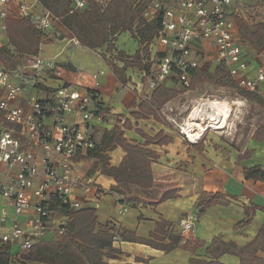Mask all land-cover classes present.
<instances>
[{
    "label": "crops",
    "instance_id": "1",
    "mask_svg": "<svg viewBox=\"0 0 264 264\" xmlns=\"http://www.w3.org/2000/svg\"><path fill=\"white\" fill-rule=\"evenodd\" d=\"M71 1L74 8L75 0ZM86 8L88 5L79 10ZM230 10L234 12L233 19L237 35L243 42V53L252 62L251 69L254 72L261 53L257 52L250 43L242 40L238 21L251 27L259 24L264 26L263 0H232ZM10 20L13 19L10 18ZM45 33L50 36L53 43L46 46L48 48L47 57L38 56L44 59L45 63L50 64V67L40 74H35L23 67V57L27 56L18 59L19 67L14 73L19 76L14 79V82L21 83L25 87L18 105L25 107L32 97L38 99L51 97L63 85L70 86L80 93H87L93 87V75L101 73L102 102L106 112L105 122L102 124L91 122L87 125V133L92 137L96 146L101 143L104 131H113L117 126L123 129V124L127 120L132 125V130H125V138L130 144L140 146L145 144V139L136 132L137 129L151 137L162 132L164 136L171 139L168 144H152L146 147L157 155V158L151 162L154 186L149 191L139 192L135 189L122 188L116 190V182L112 177L101 173L100 162L97 159L88 157L87 153H79L73 158L77 172L91 185L100 189L98 193L93 192L87 196L81 192L76 195V199L84 204L82 209L90 208L96 211L97 230L109 229L116 236L119 233L122 235L124 232H129L139 239H148L161 221L172 224V231L177 234H180L179 224L182 220H191L195 223L194 232L188 236H182L192 248L195 247L193 251L175 249L165 253L146 245L124 242L120 237L114 241L113 246L122 254L118 255L116 260L105 259L108 264L212 262L213 259L208 255L207 249L216 238L240 249L245 248L256 238L264 227V183L247 180L243 171L255 166L264 167V142H257L252 138V134L246 138L244 134L237 136L231 128V113L226 124L222 120V128L209 127L206 129L204 124H201L202 118L198 116L196 123L204 126L205 131L200 132L201 126H192L191 128L195 130L193 140L189 142L184 139L180 134L178 123L171 121L174 115L167 112L176 109L178 115H182L183 109L191 106L192 112L187 119L190 123L192 114L200 111L201 108L214 112L212 102L218 99H207L195 91L183 90L174 77L168 78L162 85L167 89L179 91L180 95L162 108L160 118L163 121H156L152 117L135 119L132 115L139 112L138 106L142 102H149L153 93L147 90L148 77L144 72L130 68L126 72L129 81L124 85L115 77L111 68L101 57L106 55L107 59H113L122 68L123 64L115 58L116 52L122 51L127 55H133L140 48L131 33L119 34L113 42L115 50L110 53H107V47L92 51L81 46L71 32L57 20ZM3 37L8 46L7 34L5 33ZM163 49V46H158V51ZM12 52L15 54L13 50ZM150 52L151 60L155 61V58L160 56L156 49L151 50L150 48ZM214 55L215 50L203 44L202 55L199 59L210 72L215 65ZM85 58L90 59L89 63L86 61L84 64ZM221 102L226 103L227 101ZM187 120L183 125L189 127ZM66 123L81 125V116L76 112H71L67 115ZM199 136L202 138L197 141ZM246 151H252L250 157L240 159ZM108 156L110 168H117L126 153L118 147L110 151ZM13 173L15 171L2 168L1 181L8 180ZM203 193L212 196L222 194L230 201V205L214 206L196 218L199 211L198 204ZM120 204H127L129 207L124 215L119 214ZM244 205H255L263 210L255 213L248 226L236 230L235 227L245 218ZM3 209L8 212V220L5 226L0 223V234H7L11 231L14 210L8 201L0 196V217ZM72 214L73 212L69 213L66 209L55 208L47 224L46 236L41 241L61 242L67 236ZM34 217V210L18 217L19 226L28 230ZM62 229L65 230L64 234L60 233ZM11 253L16 259L25 254L20 251L14 253L12 246ZM258 256L264 259V253H259ZM137 259L145 262H138ZM218 262L220 264H240L239 258L230 254L223 255ZM26 264L40 263L27 262Z\"/></svg>",
    "mask_w": 264,
    "mask_h": 264
},
{
    "label": "built area",
    "instance_id": "2",
    "mask_svg": "<svg viewBox=\"0 0 264 264\" xmlns=\"http://www.w3.org/2000/svg\"><path fill=\"white\" fill-rule=\"evenodd\" d=\"M109 1L102 0L100 5L105 7ZM231 5L232 0H146L142 18L146 22L160 19V28L150 44L151 50L156 49L160 56L151 60L149 52L152 63L147 82L149 92L170 77L183 90H189L192 71L210 72L199 59L203 44H207L215 50L216 67H221L238 89L264 101V52L252 72V62L243 53V42L237 35ZM86 6L85 0H75L74 9ZM10 18L29 19L40 32L49 31L56 20L39 0H0V52L8 48L3 36ZM158 46L164 49L158 51ZM23 58L24 69L35 74L50 67L39 56ZM100 75H93V87L87 93L63 85L53 96L32 97L22 107L17 103L25 87L14 82L19 75L7 70L0 57V172L2 168L15 171L4 182L0 177V196L14 210L11 231L0 234V243L19 244L22 254L29 252L46 236L52 204L72 213L84 205L76 199L78 192L87 196L100 191L77 172L73 162L79 153L95 147L87 125L105 122ZM71 112L81 116V125L66 123ZM179 129L183 138L191 142L188 131L192 128L180 126ZM128 208L127 204H120L119 214L124 215ZM31 210L35 217L29 229L24 230L19 226L18 217ZM7 220L8 212L3 209L1 225L5 226ZM194 224L191 220H182L181 236L193 233ZM64 232L62 229L60 233Z\"/></svg>",
    "mask_w": 264,
    "mask_h": 264
},
{
    "label": "trees",
    "instance_id": "3",
    "mask_svg": "<svg viewBox=\"0 0 264 264\" xmlns=\"http://www.w3.org/2000/svg\"><path fill=\"white\" fill-rule=\"evenodd\" d=\"M41 5L51 12L54 18L68 31L83 47L92 51L102 50L107 47V53L115 50L114 41L121 33H131L139 43V50L133 55L117 51L116 60L123 64L119 67L115 61L102 59L108 64L115 77L124 85L129 81L126 75L128 69H138L149 77L152 63L149 61L150 44L154 40L159 28L160 19L146 22L141 14L146 6V0H110L104 7L99 0H85L88 8L85 10L74 9L71 0H39ZM6 34L8 46L0 52L1 60L7 70L14 72L19 67L18 59L23 56H38L42 45H50L53 40L45 32L37 31L29 19L6 21ZM239 32L242 40L247 41L259 53L264 51V26L259 24L254 27L238 21ZM15 52V54L12 52ZM191 86L189 91H196L198 86L210 84L224 86L232 82L227 73L217 67L213 73L196 69L191 72ZM40 87V86H37ZM245 99L261 101L259 98L245 93ZM180 95L175 89H167L159 85L152 93L149 102H142L139 112L132 116L137 119L152 117L156 121L160 118L161 110ZM101 109L105 112L104 104ZM106 113V112H105ZM125 130H132L129 120L113 131H104L101 143L87 152V156L100 162L101 173L112 177L117 184L116 190L135 189L143 192L149 191L154 186V174L151 162L157 155L146 147L152 144L164 145L171 139L161 132L151 137L140 130L136 132L145 139L143 146L133 145L125 138ZM259 143L264 142V125L260 126L252 137ZM121 147L126 156L117 168H110L108 153ZM252 151H246L240 159H247ZM247 180L264 183V167L255 166L244 169ZM235 199V198H233ZM229 206L230 201L222 194L209 195L203 193L198 204L196 218L202 216L208 209L217 206ZM60 208L52 204L50 210ZM64 209V208H63ZM263 209L251 205H244L245 218L235 229L239 230L248 226L257 211ZM264 211V210H263ZM173 225L161 221L154 233L148 239H139L135 235L124 232L122 235L113 234L109 229L97 230V217L94 209L86 208L74 211L72 222L68 227L67 236L61 242L38 241L33 248L21 258L16 259L11 253V245L0 243V264H26L27 262L40 264H108L105 259L116 260L122 252L114 248V241L121 237L124 242L138 243L153 249L169 253L175 249L193 251L184 238L172 231ZM168 240V242H166ZM212 262H195L192 264H220L218 260L225 254L236 256L240 264H264V259L259 253H264V227L256 238L245 248H238L233 244H226L216 238L207 249ZM138 262H145L137 259Z\"/></svg>",
    "mask_w": 264,
    "mask_h": 264
},
{
    "label": "rangeland",
    "instance_id": "4",
    "mask_svg": "<svg viewBox=\"0 0 264 264\" xmlns=\"http://www.w3.org/2000/svg\"><path fill=\"white\" fill-rule=\"evenodd\" d=\"M101 2L102 0H99V4H101ZM121 39L123 41L124 38L122 37ZM46 46L49 45L41 46L39 55L42 58L47 57L48 48H46ZM89 60L85 58V61H83L84 64L89 63ZM216 66H217L216 64L213 66L211 73L215 71V69L217 68ZM190 92H194V91H190ZM195 92H197L201 97H205L207 99L208 98L218 99L223 102L227 101L226 103H228L232 115L231 128L233 129V132H235L237 136L244 134L246 138L252 134L253 137L254 132L260 126L264 125V101H262L261 99H259L261 101H251L245 99V97L247 96H245L244 92L238 89L233 82H230L229 84L224 86H214L210 84H204L198 86ZM200 111L201 112H199L198 114L200 118H202L203 120L202 122L205 123L204 126L206 127V129H208L210 125L209 118L213 114V112L203 108H201ZM191 112H192L191 106H189L183 109L182 115H178V110L176 109H173V111H168L167 113L174 115L171 121L174 120L173 123H178V126L180 127L181 125L184 126L183 124L187 119H189L188 116L191 114ZM186 123H189V120H187ZM12 250L14 251V253L21 251L20 245L19 244L13 245Z\"/></svg>",
    "mask_w": 264,
    "mask_h": 264
},
{
    "label": "bare ground",
    "instance_id": "5",
    "mask_svg": "<svg viewBox=\"0 0 264 264\" xmlns=\"http://www.w3.org/2000/svg\"><path fill=\"white\" fill-rule=\"evenodd\" d=\"M212 103H213L212 110L214 112H213V115H211L210 118H209V121H210V124H211V125H209V127L222 128V126H221V124H223L222 120L226 124L227 119L230 117L231 109L229 108L228 103H222L219 100H213ZM198 112H201V111H195L192 114V117L190 119L191 122L188 125L189 128H191L192 126L193 127H200L201 124L202 125L205 124L204 122H202L200 125H198V123H196V118H198V116H199ZM199 130H200V132H204L205 131L203 126H201ZM194 131H195L194 129H190V131H188L192 140H193V138L195 136L193 134Z\"/></svg>",
    "mask_w": 264,
    "mask_h": 264
}]
</instances>
